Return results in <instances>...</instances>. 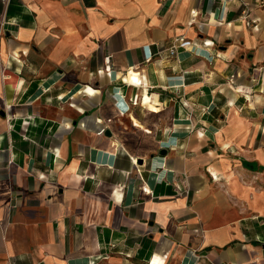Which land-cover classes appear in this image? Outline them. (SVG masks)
Masks as SVG:
<instances>
[{
	"label": "crops",
	"instance_id": "crops-1",
	"mask_svg": "<svg viewBox=\"0 0 264 264\" xmlns=\"http://www.w3.org/2000/svg\"><path fill=\"white\" fill-rule=\"evenodd\" d=\"M0 264H264V0H0Z\"/></svg>",
	"mask_w": 264,
	"mask_h": 264
},
{
	"label": "built area",
	"instance_id": "built-area-1",
	"mask_svg": "<svg viewBox=\"0 0 264 264\" xmlns=\"http://www.w3.org/2000/svg\"><path fill=\"white\" fill-rule=\"evenodd\" d=\"M242 17L244 19H249L250 17V10L249 9H246L242 12ZM184 40L182 39H179V40H176L175 43H173L172 45V48H171V53L174 54L177 52V49L181 46V45H185L184 43ZM174 185L176 187V190H177V193L179 194H187L189 193V187H188V183H187V179L184 177L182 179H177L175 182H174ZM144 191H147V187H143Z\"/></svg>",
	"mask_w": 264,
	"mask_h": 264
},
{
	"label": "water",
	"instance_id": "water-1",
	"mask_svg": "<svg viewBox=\"0 0 264 264\" xmlns=\"http://www.w3.org/2000/svg\"><path fill=\"white\" fill-rule=\"evenodd\" d=\"M166 152V150H162V153H165Z\"/></svg>",
	"mask_w": 264,
	"mask_h": 264
}]
</instances>
